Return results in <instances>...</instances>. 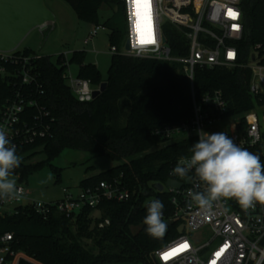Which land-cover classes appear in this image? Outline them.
Segmentation results:
<instances>
[{
  "label": "trees",
  "instance_id": "trees-1",
  "mask_svg": "<svg viewBox=\"0 0 264 264\" xmlns=\"http://www.w3.org/2000/svg\"><path fill=\"white\" fill-rule=\"evenodd\" d=\"M64 1L79 19L94 24L102 9L117 12L121 18L111 19L105 26L111 30V44H122L121 0ZM242 8L244 34L236 43L240 61L249 63L258 44L264 61V0H243ZM166 35L173 55L188 54L187 40L171 24ZM62 61L60 54L55 63L46 56L37 62L36 93L50 112L46 118L50 133L17 152L41 146L47 158L34 165L21 163L14 171L20 178H27L66 148L88 150L110 157L117 165L84 178L80 187L118 179L132 196L126 201L106 200L98 210L84 208L71 218L54 212L44 219L31 206H20L16 213L0 217V234L12 233L15 249L38 264H157L154 252L179 233L174 224L159 237L146 232L144 219L152 200L163 202L164 214L173 211L170 195L157 191L154 185L165 183L171 167L179 158L191 155L190 147L197 142L195 137L164 141L154 134L165 124H181L191 116L190 82L183 64L113 54L108 77L103 79L98 67L86 61V53L75 51L70 64L79 66V78L94 87L107 82V88L97 98L80 102L67 84ZM251 77L252 71L246 67H196L195 87L200 94L221 89L230 113L237 116L264 105V99L260 102L249 91ZM106 220L109 224H105ZM20 264L33 263L22 260Z\"/></svg>",
  "mask_w": 264,
  "mask_h": 264
},
{
  "label": "built area",
  "instance_id": "built-area-1",
  "mask_svg": "<svg viewBox=\"0 0 264 264\" xmlns=\"http://www.w3.org/2000/svg\"><path fill=\"white\" fill-rule=\"evenodd\" d=\"M121 1L126 29L122 44H111L112 55L180 62L190 82V118L181 124H165L157 128L155 136L164 141L193 137L198 141L197 130L209 134L225 132L240 147L263 158L264 105L235 116L230 113L228 100L221 89L200 94L195 87L196 67H246L252 71L249 87L251 95L260 99V102L264 99L261 45L255 46L254 58L252 55L249 63H242L236 44L244 34L243 0H151L150 5H137L134 0ZM229 10L238 13V16L233 18ZM168 24L187 40L186 56L173 55L166 35ZM234 25H238V28H234ZM104 28L108 29L105 24H95L84 43L92 42ZM142 39L154 42L141 44ZM229 53L234 55L230 57ZM42 58L39 52L26 53L18 48L9 52L0 51V129L5 130L17 152L50 133L46 119L50 112L41 105L40 95L36 93L39 83L34 73L37 62ZM62 65L66 67L64 77L66 81L69 80L67 84L77 99L80 102L93 100V91L98 87L92 86L88 80L69 75L71 64L66 54H63ZM181 158L171 167L168 178L181 183V186H169L166 181L163 191H159L170 195L173 206L170 215L163 213L166 230L174 224L179 235L154 252L156 263L264 264V205L257 203L255 207L245 210L234 199H221L213 202L210 209L200 208L190 193L203 191L206 185L195 177L194 171L186 179L171 175ZM16 187L22 189L21 198L0 200V217L16 213L20 206H31L44 219L54 212L71 218L84 208L98 210L106 200L126 201L132 196L131 191L118 179L103 180L94 187L81 188L78 195L64 189V198L55 202L30 199V192L24 185L18 184ZM105 224H109V220ZM201 230L211 231V239L204 243L196 241L192 234ZM184 243L189 245L187 249L172 251ZM217 252H221L219 257L216 256ZM165 253L171 255L165 257ZM22 260L38 264L15 249L12 233L0 234V264H20Z\"/></svg>",
  "mask_w": 264,
  "mask_h": 264
},
{
  "label": "rangeland",
  "instance_id": "rangeland-1",
  "mask_svg": "<svg viewBox=\"0 0 264 264\" xmlns=\"http://www.w3.org/2000/svg\"><path fill=\"white\" fill-rule=\"evenodd\" d=\"M46 5L54 13L55 21L44 32L40 28L33 29L19 45L18 50L39 52L42 56L49 57L54 63L57 62L60 54H66L70 59L75 51H84L86 61L94 63L103 79H107L112 57L110 29H101L92 42L85 44L84 40L95 24L79 19L75 10L64 0H46ZM116 14L114 10L102 9L98 14L96 25H104L111 19L121 18L119 14ZM121 16L125 32L124 6H122ZM78 70V65L71 64L69 75L76 77ZM17 155L24 165H34L47 158L41 146ZM116 165L117 162L110 157L98 156L88 150L66 148L50 163L33 171L27 178H20V174L15 171L10 178L15 180L16 185L22 184L29 190L30 199L55 202L64 198V189L69 190L73 195H78L81 189L80 183L84 178L104 172ZM192 235L200 243L212 237L209 230H201Z\"/></svg>",
  "mask_w": 264,
  "mask_h": 264
},
{
  "label": "clouds",
  "instance_id": "clouds-1",
  "mask_svg": "<svg viewBox=\"0 0 264 264\" xmlns=\"http://www.w3.org/2000/svg\"><path fill=\"white\" fill-rule=\"evenodd\" d=\"M199 140L190 147L191 156L182 157L171 175L189 178L194 171L206 188L190 193L192 200L202 209H210L213 202L234 199L247 210L257 203L264 205V163L258 155L240 147L225 132L207 133L197 130ZM21 164L16 146L10 142L5 130L0 129V200L20 199L11 179L14 169ZM163 202L152 200L144 219L150 236H162L167 229L163 221Z\"/></svg>",
  "mask_w": 264,
  "mask_h": 264
},
{
  "label": "water",
  "instance_id": "water-1",
  "mask_svg": "<svg viewBox=\"0 0 264 264\" xmlns=\"http://www.w3.org/2000/svg\"><path fill=\"white\" fill-rule=\"evenodd\" d=\"M54 21V13L46 5V0H0V51L9 52L17 49L33 29L40 28L44 32ZM126 48H129V44ZM106 88L107 82L104 81L93 91V99ZM166 184L181 186V183L172 179H168ZM154 187L158 191L164 189L160 182L155 183ZM182 229L183 226L180 227V231Z\"/></svg>",
  "mask_w": 264,
  "mask_h": 264
},
{
  "label": "snow or ice",
  "instance_id": "snow-or-ice-1",
  "mask_svg": "<svg viewBox=\"0 0 264 264\" xmlns=\"http://www.w3.org/2000/svg\"><path fill=\"white\" fill-rule=\"evenodd\" d=\"M134 3H136L137 5H140V4L150 5L151 0H134ZM229 13H230V15H231L233 18H236V17L238 16V13L233 12L232 10H229ZM233 27H234V28H238V25H234ZM149 42H154V41H145V40H143V39L140 41L141 44L149 43ZM232 55H234V54L229 53V56H230V57H231ZM188 247H189V245H188L187 243H184V244H181V245L179 246L178 249H173L172 251H173V252H176V251H179V249H187ZM222 251H223V249H221V252H222ZM221 252H217V253H216V256L219 257V256L221 255ZM164 255H165V257H168V256L171 255V253H165ZM213 264H215V262H213Z\"/></svg>",
  "mask_w": 264,
  "mask_h": 264
}]
</instances>
